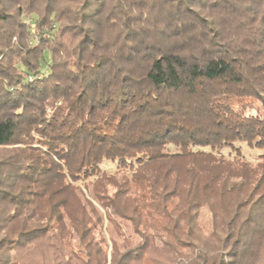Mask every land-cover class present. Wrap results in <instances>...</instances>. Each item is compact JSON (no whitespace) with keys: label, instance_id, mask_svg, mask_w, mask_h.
I'll return each mask as SVG.
<instances>
[{"label":"trees","instance_id":"16d2710c","mask_svg":"<svg viewBox=\"0 0 264 264\" xmlns=\"http://www.w3.org/2000/svg\"><path fill=\"white\" fill-rule=\"evenodd\" d=\"M100 209L111 264H264V0H0V264H107Z\"/></svg>","mask_w":264,"mask_h":264},{"label":"rangeland","instance_id":"374dc122","mask_svg":"<svg viewBox=\"0 0 264 264\" xmlns=\"http://www.w3.org/2000/svg\"><path fill=\"white\" fill-rule=\"evenodd\" d=\"M22 23L26 25L27 28H29V30L32 32V36L34 37L32 39L33 41H37L39 36L42 38H47V31H41L39 33V28L36 25V19H34L33 16H23ZM44 57L46 62L50 63V56L48 52H45ZM47 63H43L42 65L44 70H47L48 68ZM29 79H33V77H29ZM170 148L173 150L172 147ZM241 151L244 159L250 162L256 161L259 155L262 153L260 150L250 149L244 145H242ZM223 154L227 157L233 156V153L228 152L226 149L223 151ZM101 168L108 173H113L116 170V164L115 162L111 161H103L101 163ZM100 212L102 213V226L100 230H94V237L96 240L99 238L103 240L102 247L106 251L107 264H111L110 255L112 253V249L113 247H117L121 250L122 241L121 237L118 235V233H116L112 222L108 221L105 217L104 210L100 209ZM112 217L120 225L121 232L126 237H128L133 242L138 241V236L133 232L131 224L127 220H123L115 214H112ZM209 218L210 212L206 206H203L200 209L199 221L207 226L209 223ZM66 242L67 241H62L48 236L35 241L31 245L21 248L17 253L11 252L12 256L14 255L17 260L14 264H80L79 258L84 255V252L81 246L78 244L76 236H73L71 242L72 249L76 257L74 254L72 256H68L67 252L69 249L65 244Z\"/></svg>","mask_w":264,"mask_h":264}]
</instances>
